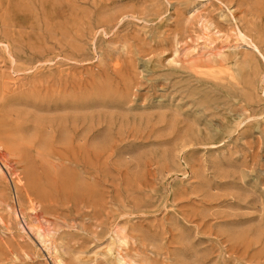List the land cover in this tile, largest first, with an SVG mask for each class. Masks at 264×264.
Instances as JSON below:
<instances>
[{
	"label": "rangeland",
	"instance_id": "rangeland-1",
	"mask_svg": "<svg viewBox=\"0 0 264 264\" xmlns=\"http://www.w3.org/2000/svg\"><path fill=\"white\" fill-rule=\"evenodd\" d=\"M0 264H264V0H0Z\"/></svg>",
	"mask_w": 264,
	"mask_h": 264
}]
</instances>
